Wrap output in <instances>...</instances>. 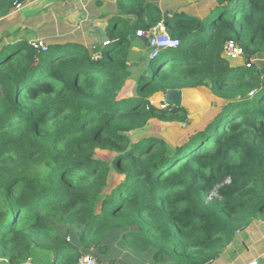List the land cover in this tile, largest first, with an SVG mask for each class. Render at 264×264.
Listing matches in <instances>:
<instances>
[{
  "label": "trees",
  "instance_id": "obj_1",
  "mask_svg": "<svg viewBox=\"0 0 264 264\" xmlns=\"http://www.w3.org/2000/svg\"><path fill=\"white\" fill-rule=\"evenodd\" d=\"M26 1L0 0V18ZM143 14L100 59L83 46L0 50V264H77L84 254L103 264L113 231L140 264H209L264 220V66H247L264 58V0L166 16L179 46L146 57L136 95L122 97L129 35L164 17L152 4ZM229 40L246 63L225 56ZM202 86L222 104L184 144L132 140L155 117L186 119L184 106H155V94Z\"/></svg>",
  "mask_w": 264,
  "mask_h": 264
},
{
  "label": "crops",
  "instance_id": "obj_2",
  "mask_svg": "<svg viewBox=\"0 0 264 264\" xmlns=\"http://www.w3.org/2000/svg\"><path fill=\"white\" fill-rule=\"evenodd\" d=\"M132 1L28 0L21 8L15 7L0 18V50L17 41L30 44L42 41L50 48L83 46L92 54H103L110 43L119 41V36L135 26L147 4L160 8L164 21L166 16L182 12L207 17L216 3V0H141V5ZM142 18H146L144 14ZM149 33L138 30L128 37L126 46L129 47L132 75L126 81L122 97L136 95L130 94L133 91L128 89L132 85L137 87V77L146 65V57H150L149 45L133 36H149ZM254 260L264 264V220L259 219L237 232L233 241L209 264H251Z\"/></svg>",
  "mask_w": 264,
  "mask_h": 264
},
{
  "label": "rangeland",
  "instance_id": "obj_3",
  "mask_svg": "<svg viewBox=\"0 0 264 264\" xmlns=\"http://www.w3.org/2000/svg\"><path fill=\"white\" fill-rule=\"evenodd\" d=\"M235 61H241L243 64L246 63V60L242 57ZM250 61L260 67L264 66V58H254ZM136 88V86L132 85L128 91H133L130 94H135ZM157 94L151 98V101L155 106L163 108L162 104H165L164 97H161L163 94L161 92ZM221 102L207 86L185 90L181 105L186 108L185 120H165L155 117L145 127L131 133L132 140L135 141L148 136H158L164 138L169 148L173 149L184 144L196 129L206 124L210 120V117H213L214 111L221 106ZM97 155L99 158L109 162L115 156L113 152L106 150H99ZM121 234L119 231H113L108 235L107 243L109 244V248L103 255V264H140V256L123 244Z\"/></svg>",
  "mask_w": 264,
  "mask_h": 264
},
{
  "label": "built area",
  "instance_id": "obj_4",
  "mask_svg": "<svg viewBox=\"0 0 264 264\" xmlns=\"http://www.w3.org/2000/svg\"><path fill=\"white\" fill-rule=\"evenodd\" d=\"M23 3H18L16 5L17 8H21ZM180 44V40L178 38L172 37L168 31L166 30L164 21H160L155 27L151 29L149 33V41L148 45L150 47V58H153L159 50L168 49V48H176ZM31 45L35 48L48 50V47L42 41H36L31 43ZM245 55L244 50L238 43L234 40L227 41L225 45V56L228 59L238 60V58H243ZM102 57V53L95 52L93 54L94 59H100ZM247 66H250L251 59H248ZM247 60V61H248ZM254 91L250 93V95H254ZM166 104H162V107H166ZM77 264H99L96 257L91 254H84L79 259ZM251 264H259L258 260H254Z\"/></svg>",
  "mask_w": 264,
  "mask_h": 264
},
{
  "label": "water",
  "instance_id": "obj_5",
  "mask_svg": "<svg viewBox=\"0 0 264 264\" xmlns=\"http://www.w3.org/2000/svg\"><path fill=\"white\" fill-rule=\"evenodd\" d=\"M133 37L142 39L146 44H148L149 36L145 34H136ZM183 91L181 89H166L163 88L161 93L164 96V102L167 106L180 107L182 105Z\"/></svg>",
  "mask_w": 264,
  "mask_h": 264
},
{
  "label": "clouds",
  "instance_id": "obj_6",
  "mask_svg": "<svg viewBox=\"0 0 264 264\" xmlns=\"http://www.w3.org/2000/svg\"><path fill=\"white\" fill-rule=\"evenodd\" d=\"M167 107V106H166ZM166 107H163V108H166Z\"/></svg>",
  "mask_w": 264,
  "mask_h": 264
}]
</instances>
